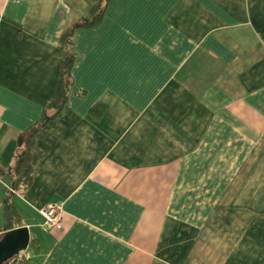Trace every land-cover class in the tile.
I'll use <instances>...</instances> for the list:
<instances>
[{
	"label": "crops",
	"instance_id": "obj_1",
	"mask_svg": "<svg viewBox=\"0 0 264 264\" xmlns=\"http://www.w3.org/2000/svg\"><path fill=\"white\" fill-rule=\"evenodd\" d=\"M99 9L0 0V239L12 193L24 264H264V0H109L74 31L66 111L11 191L60 94L64 34Z\"/></svg>",
	"mask_w": 264,
	"mask_h": 264
},
{
	"label": "trees",
	"instance_id": "obj_2",
	"mask_svg": "<svg viewBox=\"0 0 264 264\" xmlns=\"http://www.w3.org/2000/svg\"><path fill=\"white\" fill-rule=\"evenodd\" d=\"M108 1L109 0H100V11L96 15L91 18H83L79 20L74 25V27L70 28L64 34L63 39L66 47V53L61 61L63 77L60 86V94L57 99L51 101L45 108L42 120L36 123L38 126L34 125L30 128L31 135H29L28 143H26L24 150L21 151V156H19V159L12 168V176L14 179L12 188L16 191L30 186L33 179L30 151L33 149V138L35 137L34 134L38 132L46 122L60 117L66 111V106L72 91V68L76 56L73 46V33L79 28L91 27L98 24L102 20L105 4ZM79 94L82 95L83 93L79 92ZM96 107H98V105L94 106L95 109L93 108L92 110L97 111ZM99 113L101 114L102 111H99ZM13 197L14 195L9 193L4 201V208L6 212V221L3 226L4 230L14 228L16 225H18V223H20V215L13 202ZM24 259L25 258L23 257L21 251L18 255H14L13 257L5 260L2 264H24L26 262Z\"/></svg>",
	"mask_w": 264,
	"mask_h": 264
},
{
	"label": "water",
	"instance_id": "obj_3",
	"mask_svg": "<svg viewBox=\"0 0 264 264\" xmlns=\"http://www.w3.org/2000/svg\"><path fill=\"white\" fill-rule=\"evenodd\" d=\"M27 226H20L8 230L0 239V264L28 249L31 238Z\"/></svg>",
	"mask_w": 264,
	"mask_h": 264
},
{
	"label": "built area",
	"instance_id": "obj_4",
	"mask_svg": "<svg viewBox=\"0 0 264 264\" xmlns=\"http://www.w3.org/2000/svg\"><path fill=\"white\" fill-rule=\"evenodd\" d=\"M2 178V172L0 171V179ZM11 191H15L11 187ZM39 212L44 216V224L46 226H56L61 220V210L54 204L50 203L41 207Z\"/></svg>",
	"mask_w": 264,
	"mask_h": 264
},
{
	"label": "bare ground",
	"instance_id": "obj_5",
	"mask_svg": "<svg viewBox=\"0 0 264 264\" xmlns=\"http://www.w3.org/2000/svg\"><path fill=\"white\" fill-rule=\"evenodd\" d=\"M44 207V206H43Z\"/></svg>",
	"mask_w": 264,
	"mask_h": 264
}]
</instances>
